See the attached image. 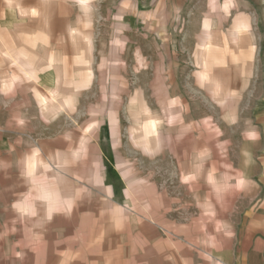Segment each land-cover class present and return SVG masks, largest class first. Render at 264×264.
Returning a JSON list of instances; mask_svg holds the SVG:
<instances>
[{
    "label": "rangeland",
    "instance_id": "374dc122",
    "mask_svg": "<svg viewBox=\"0 0 264 264\" xmlns=\"http://www.w3.org/2000/svg\"><path fill=\"white\" fill-rule=\"evenodd\" d=\"M0 30V264L264 223V0H0Z\"/></svg>",
    "mask_w": 264,
    "mask_h": 264
},
{
    "label": "crops",
    "instance_id": "0c3cea01",
    "mask_svg": "<svg viewBox=\"0 0 264 264\" xmlns=\"http://www.w3.org/2000/svg\"><path fill=\"white\" fill-rule=\"evenodd\" d=\"M244 227L235 224L223 235L212 234L209 224L195 225L186 238L189 264H264V223Z\"/></svg>",
    "mask_w": 264,
    "mask_h": 264
},
{
    "label": "bare ground",
    "instance_id": "6f19581e",
    "mask_svg": "<svg viewBox=\"0 0 264 264\" xmlns=\"http://www.w3.org/2000/svg\"><path fill=\"white\" fill-rule=\"evenodd\" d=\"M86 57V56H85ZM84 62V61H83ZM76 82V81H75ZM88 87V86H87ZM48 207H50V206H48Z\"/></svg>",
    "mask_w": 264,
    "mask_h": 264
}]
</instances>
